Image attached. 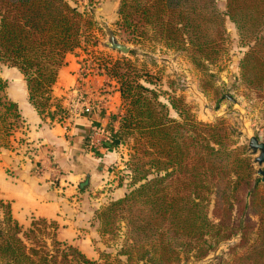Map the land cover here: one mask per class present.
I'll return each instance as SVG.
<instances>
[{"label":"trees","instance_id":"1","mask_svg":"<svg viewBox=\"0 0 264 264\" xmlns=\"http://www.w3.org/2000/svg\"><path fill=\"white\" fill-rule=\"evenodd\" d=\"M217 1L120 0L118 26L137 38L152 27L154 36L168 46L188 43L200 50L205 45L198 41L201 20L215 24L216 35L223 24ZM225 6L224 15L242 38H258L240 68L243 80L264 94V35L258 37L264 27V0H226ZM95 26L66 0H0V63L22 74L28 101L38 115L62 120V106L51 87L66 54L97 45ZM123 62L106 71L116 81L125 109L117 138L135 134L133 180L144 182L98 213L101 232L113 235L119 227L124 229L119 254L128 263L176 264L181 250L192 242L198 246L197 257L206 256L210 245L203 247L205 235L215 243L238 235L241 246L255 231V240L234 263L264 264V184L255 177L245 147H230L223 120L203 123L182 110L180 100L170 99L169 106L160 102L143 83L148 82L142 79L145 74ZM5 88L0 78V135L5 142L1 146L8 147L9 137L23 120ZM168 107L178 119L170 117ZM150 173L154 176L147 179ZM211 195L215 223L206 214ZM0 208V264H100L60 241L56 221L32 216L23 229L8 201L0 199Z\"/></svg>","mask_w":264,"mask_h":264},{"label":"rangeland","instance_id":"2","mask_svg":"<svg viewBox=\"0 0 264 264\" xmlns=\"http://www.w3.org/2000/svg\"><path fill=\"white\" fill-rule=\"evenodd\" d=\"M66 1L78 11L87 14L96 25L93 35L96 37L97 45L83 46L73 52L74 57L80 62L79 77L82 86L78 85V90L85 85V82H82L84 78L92 76L99 78L96 88L100 94L99 97L105 94L104 97L108 101H114L113 97H115V109L119 117L118 125H120L125 109L116 91L118 85L115 80L107 76L106 71L114 63L130 62L136 73L145 74L142 79L148 82L143 83L158 94L160 102L169 106L170 99L180 100L179 107L191 114L196 121L215 123L223 120L228 128L230 147H245L246 155L250 157L253 164L255 177L260 179L256 174L258 165L254 163V155L250 153L247 145L252 135L264 141V94L257 89L258 87L254 88L243 80L240 68L241 60L255 45L258 38H242L234 23L224 15L226 0H218L215 4L216 9L224 17L223 24L218 28V35H216L217 26L215 24L207 19L201 20L203 33L200 36L198 32V41L205 45L200 50H193L188 43L178 47L168 46L154 36L152 27L144 28L145 36L135 37L129 29L118 26L119 21L121 23L118 14L120 0ZM100 7L101 10L98 9ZM104 26L112 31L118 42L129 47V51L133 52L123 54L105 48L103 44L107 35ZM262 35H264V27L258 32V37ZM208 55L209 58H206ZM194 59L198 62H194ZM83 91L85 95L89 92L94 94L96 90L91 91V85L87 83V88ZM79 94L75 92L67 108L71 110L73 107L76 108L75 99L82 98L81 93ZM44 114L46 115V112ZM169 115L178 119L173 109L169 108ZM117 140L115 150L118 155L116 160L109 165L110 172L104 179L108 186L94 189L87 194L86 198L90 196L95 203H98L93 207L88 205L89 215H59L47 219L57 222V238L60 241L75 247L87 258L100 264H148L143 261L128 263L126 256L119 254L123 244L124 229L119 227L113 235L102 233L100 221L97 218L98 213L104 207L144 182L133 180L134 159L132 156L136 145L135 134L123 135L121 140L118 138ZM3 141L4 138L0 135V146H4ZM153 176L154 174L150 173L147 179ZM259 183H261L260 180ZM115 189L122 190L121 196L116 197L111 193ZM213 208L214 199L211 195L206 214L208 219L215 223L217 220L216 215L213 214ZM1 215L2 209L0 208V218ZM32 216H28L27 224L20 223L23 229L28 227ZM253 221L256 222V218H253ZM69 223L77 225L78 232L74 234L73 240L78 242L75 244L69 242L71 235L62 228L68 226ZM238 238L237 235L230 240L215 243L214 239L205 235L206 243L203 247L210 245L207 255L198 258V246L192 242L181 250L179 261L176 264H238L234 263L235 259L246 252L248 245L255 240L256 234L253 231L248 244L241 246L237 245ZM79 241L80 244L77 245Z\"/></svg>","mask_w":264,"mask_h":264},{"label":"crops","instance_id":"3","mask_svg":"<svg viewBox=\"0 0 264 264\" xmlns=\"http://www.w3.org/2000/svg\"><path fill=\"white\" fill-rule=\"evenodd\" d=\"M79 69L74 53L66 54L51 87L52 96L64 108L81 84ZM0 78L6 82V96L17 104L23 120V126L9 137L8 147L0 146V198L10 203L11 214L22 224L32 215H89L88 205L98 203L90 196L86 198L87 194L108 186L104 179L118 155L115 97V102L108 101L105 94L99 97V78L86 77L76 108L60 122L50 121L29 103L24 77L16 68L0 63ZM87 83L91 91L96 90L94 94L84 95ZM111 193L119 197L122 190ZM62 228L71 235L69 242H78L73 240L78 232L75 223Z\"/></svg>","mask_w":264,"mask_h":264},{"label":"water","instance_id":"4","mask_svg":"<svg viewBox=\"0 0 264 264\" xmlns=\"http://www.w3.org/2000/svg\"><path fill=\"white\" fill-rule=\"evenodd\" d=\"M101 10V7L98 8ZM105 28L107 39L104 42L103 46L110 50H116L120 53L127 54L129 52V47L118 42L113 35L112 31L108 28ZM115 143H118V140H115ZM248 150L252 155H254V163L258 165L256 174L260 177V182L264 184V141H260L258 137L252 135L248 139Z\"/></svg>","mask_w":264,"mask_h":264},{"label":"built area","instance_id":"5","mask_svg":"<svg viewBox=\"0 0 264 264\" xmlns=\"http://www.w3.org/2000/svg\"><path fill=\"white\" fill-rule=\"evenodd\" d=\"M76 93H77L78 95H80V94H79V90H77ZM75 100L77 101V102L75 103L76 106H77L78 103H79V98H76ZM75 104H74V105H75ZM72 109H75V107H73ZM61 110H62V111H60V115L63 116L62 118H64L66 115H68V114L71 113V109H70V108H64V107H62ZM72 111H73V110H72ZM35 170H36V171H39V167H35Z\"/></svg>","mask_w":264,"mask_h":264}]
</instances>
